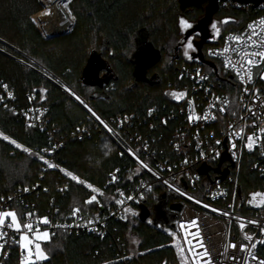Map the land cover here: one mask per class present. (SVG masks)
Instances as JSON below:
<instances>
[{"label": "trees", "instance_id": "1", "mask_svg": "<svg viewBox=\"0 0 264 264\" xmlns=\"http://www.w3.org/2000/svg\"><path fill=\"white\" fill-rule=\"evenodd\" d=\"M70 8L76 19L69 33L45 39L32 20V16L43 9L38 0H0V40L5 43L0 42V49L19 58H22L20 53L25 54L57 79L54 83L0 52V82L7 83L15 96L9 107L17 113L29 107H45L41 124L35 123L36 127L28 129L23 115L14 116L0 104V130L30 145L33 150L60 142L62 146L53 157L55 162L103 189L109 173L115 169H120L123 182H128L129 176L134 179L137 173L133 162L121 154L94 122L87 120L86 111L60 86L74 91L105 121L118 116L145 119L140 129L148 138L159 133L167 137L174 126L173 119L168 118L167 126L162 127L160 117L168 115L174 107L173 99L165 95L178 84L174 66L198 64L196 60H183L177 45L172 51L169 47L180 38L179 19L186 18L195 25L205 15V4L181 11L178 0H71ZM253 14L251 9L245 11L232 5H219L211 20L230 17L235 23L220 25V38L208 40L202 47L204 58L207 59L204 52L208 46L219 43L226 33L239 30ZM138 31H143L147 42L160 51L161 59L145 69L143 78L135 81L136 67L130 51ZM92 51L97 52L108 67L110 79L103 88L81 83L82 70ZM166 57L170 59L167 65L164 63ZM201 66L210 73L206 66ZM105 73L102 70L100 76ZM45 88L47 98L41 100L43 93L37 95L33 90ZM30 96L36 99L30 101ZM149 109L154 111L147 118ZM167 139L158 146L165 144ZM240 181L243 193L264 185L262 176L246 169ZM66 184L68 189L60 191ZM24 187L30 191L25 193ZM162 192L156 186L145 196L144 205L151 215ZM86 193L82 186L47 169L35 157L0 141V196H12L16 204L34 206L33 210L42 215L50 211L52 205L68 213L75 201L82 202L86 198ZM107 193H110L109 187ZM168 209L178 210L171 204ZM96 210L93 207L91 212ZM110 223L105 237L57 233L44 245L51 249L50 259L45 264H179L176 251L162 230L139 217ZM128 234L137 239L135 255L130 253ZM112 240L122 243L127 255L124 262L118 259ZM258 252L264 257V245L259 246ZM13 255L15 257L9 258L6 264H18L15 252Z\"/></svg>", "mask_w": 264, "mask_h": 264}, {"label": "built area", "instance_id": "2", "mask_svg": "<svg viewBox=\"0 0 264 264\" xmlns=\"http://www.w3.org/2000/svg\"><path fill=\"white\" fill-rule=\"evenodd\" d=\"M226 5H232L237 9H242L245 11L251 9L254 14L252 18L246 21V23L239 30L226 33L219 43L208 46L205 49L204 53L207 59H204L212 62L215 65L216 74L210 67L206 66L211 74L207 70H204L201 65H205L201 64L197 59H194L198 62L196 65L180 64L174 66L177 73L178 84L173 87V90H187L188 98L194 100L197 111L201 114L203 113L204 109L207 108L208 102L212 99V95L205 92L206 88H211L212 92L218 97H235L237 95L234 87L235 82H237L235 74L233 72H225L223 70V57L210 56L209 51L222 49L224 47L225 39L229 34L234 35L242 33L247 28L249 23L264 17V3H260L255 7H253L251 4H239L232 2L220 4V6ZM0 42L4 43L1 40ZM0 52L17 60L23 65L36 70L41 75L49 79L50 74L41 65L30 59L25 54L20 53L22 58H19L7 53L6 51H3L2 49H0ZM261 67L264 68V65H261ZM196 69H200L202 75H207L209 77L207 81L202 82L200 85H197L190 78L195 74ZM220 71H222L224 75L223 77L220 76ZM255 72L256 69H254V73ZM182 73L184 74V78L180 79ZM49 80L54 82L52 79ZM60 87L62 88V86ZM248 87L250 89H260L261 98H264V80H260L258 75H254L253 83L248 85ZM10 90L12 91V89ZM0 95L5 97L4 103L9 104L13 101L7 98V95L3 91L2 87H0ZM244 100L250 104L251 97L245 96ZM76 101L86 111L87 120L94 122L97 127H99L116 145L120 152L122 153L123 151L125 153L124 155L131 159L134 170L137 173L136 177L129 180L128 182H123L119 176V173H117L119 181L118 183L112 185H108V175L106 185L110 188V193L105 194L106 196L119 198L118 193L116 192L117 188H120L126 194H135L137 196L138 202L128 201L126 206L131 207L133 211L137 212L139 215V205L144 203L145 200V198L143 200H139V193L144 192V195L146 196L153 191L154 187H160L163 192L157 197L156 204L154 206L156 207V211H153V215H151V217H149L146 222L148 223V220H151L153 223L150 225L162 231L163 228L159 227V225L168 226L171 224L169 229L178 232L176 224L177 221H188L192 218L199 217L198 222L201 227L204 243L208 246L214 261H218V264H236L235 261H232L231 259H225L224 256L221 255V253L224 252V245L227 242L231 241L235 243H248L242 239V234L240 232L239 223L237 220L238 217L245 221H258V224L248 225L244 231L248 232L249 234H253L257 239L261 238L259 236V226L260 224H264V207H254L248 203V200L250 199V194L252 192L264 191V185L243 193L240 176L242 175L243 170L246 169L264 178V155L261 154L264 150L256 148L254 151L249 152L247 149H243L237 153L236 158H233L230 146L227 143L225 129L229 124L235 122L234 117L225 113L222 118H218L216 121H209L208 123L201 121L199 124L190 125L187 122L186 102L183 100L180 102L173 100V109L170 110L168 115L160 117V124L162 127L167 126V123H164L165 120L168 118L173 119L174 126L171 133L167 137H165V133H159L157 136H151L148 138L147 135L144 134L140 129L142 124L145 122V119H133L130 116H125L128 117V119L124 121L122 126L119 124V122L123 120L124 117L118 116L111 119L110 121H105L103 119L119 134L118 136H114L108 133L78 100ZM255 107L256 110H258V106ZM28 109L39 110L33 111L31 115H33V117L38 116L39 119L34 120V123L41 124V120L45 113V107L37 106L35 108L29 107ZM41 113L43 114L41 115ZM152 114L149 115L148 111L147 118L151 117ZM241 115L247 116L250 114L247 113V111H244L241 113ZM248 123H251V120H249ZM151 127L152 125L150 124L149 128ZM164 138H168L166 143L158 146L159 142L163 143ZM216 140L221 141V145L218 148L220 151V156L217 159H211L212 153L210 152V147L215 146ZM198 141L202 142L203 150L208 153L207 156L201 157L199 155L201 149L197 147ZM144 143H147L148 146L146 152L143 149ZM177 144H179V150H177L175 147ZM53 145H59V147L53 148ZM61 146L62 145L60 142H55L52 143L50 147H48L50 149V155L48 158L54 163L56 162L53 157L59 152ZM128 149H140V159L148 162L153 171H156L161 179L157 180L146 169H140L136 157L129 155ZM224 153H226L228 159L223 160L219 169L220 171L227 169L228 172L227 175L222 179L220 177V173H216L213 170L217 168L218 163L220 162V159ZM185 159L188 160L187 164L184 163ZM202 166H207L209 168L206 174L199 173V169ZM168 169H171V171ZM55 171L60 173L58 170ZM173 177H175V179H173ZM163 180H168L169 183L178 186L181 191L185 192L187 195L182 196L173 189L168 188L163 183ZM142 185H150L152 187V191L146 192ZM163 194L164 197H162ZM187 196H194L197 199L203 201L204 204L209 205V207L205 208L200 204L190 201L187 199ZM168 201L170 202L169 204L175 205L178 210H169ZM53 206L54 205H52L50 211L47 210L42 215H48L54 224L72 222L71 220H66V217L70 216L71 211L68 213H63L59 207ZM213 208L220 210V212H213ZM56 209L60 210L59 215L57 214ZM96 211L91 212V214L95 215ZM224 211L230 213V215H222L221 213ZM99 212L101 214L99 224L90 225L88 227L81 226L78 228H71L67 230V234L86 233L98 237H105V235H107L109 232V226L111 224L110 221L121 220V216L124 215H126V217L133 218L138 217V215L132 216L131 213H123L121 206L116 205L114 200L111 202L105 201V207L100 208ZM113 213H115V215H113ZM92 228H95L96 231H92ZM192 230L195 231V229ZM51 231L56 233H65L64 230H57L56 228H52ZM166 235L170 241V245H173L174 241L172 237H170L167 233ZM112 242L114 244L118 259L124 262L127 258V255L125 250L122 248V243H119L118 240H112ZM175 242L180 243L181 241L177 240ZM259 246L261 245H258L257 249L255 250L256 254L260 258H264L258 252ZM174 249L177 253V249L175 247ZM232 251L233 250H229V256L231 255ZM13 252H15L16 259L18 260L19 264L20 250L18 246L11 244L6 245L4 250L0 251V264H6V261L9 258H14L15 255H13ZM251 264H255V261H252Z\"/></svg>", "mask_w": 264, "mask_h": 264}, {"label": "snow or ice", "instance_id": "3", "mask_svg": "<svg viewBox=\"0 0 264 264\" xmlns=\"http://www.w3.org/2000/svg\"><path fill=\"white\" fill-rule=\"evenodd\" d=\"M71 0H63L62 7L66 9L67 16L75 20L76 17L70 8ZM49 10H45L41 15H50ZM37 21H33L36 23ZM229 23H235L230 17H226L221 21H213L210 23L213 39H219L221 36L220 25H227ZM179 28L181 33H185L188 30L194 28V25L186 18L181 17L179 19ZM188 35L178 43L183 48V57L187 61H193L195 58L192 55L198 51L194 41L196 36ZM114 55V53H109ZM210 56L223 57V70L225 72H233L237 78L234 87L237 95L235 97H218L211 88H206L205 92L212 95V99L208 102V106L204 109L203 113L197 111L196 105L193 99L188 98L187 90H173L165 93L166 96H170L173 100L180 102L185 101L187 104V122L190 125L199 124L201 121L208 123L209 121H216L218 118H222L225 113L235 118V122L228 125L225 129L227 137V143L230 146L233 158H236L237 153L243 149H247L249 152L254 151L256 148L264 150V98H261L260 89H250L248 85L253 83L254 75H258L260 80H264V17L254 20L247 25V28L239 34H229L225 39L224 47L222 49H216L215 51H209ZM254 69L256 72L254 73ZM184 78L182 73L180 79ZM197 85L207 81L209 77L202 75L200 69H196L195 74L190 77ZM52 79V77H49ZM0 87L6 93L9 100H14L15 96L13 91L10 90L7 83L0 82ZM64 90L69 92L76 98L87 111L103 126V128L110 134L118 136L116 130L109 126L87 103H85L74 91L64 86ZM40 95L41 100L47 98V89H41L39 91L33 90ZM250 96V104L245 102L244 97ZM5 97L0 95V104L12 113V115H23L26 121V128L30 129L36 127L34 120L39 117H33L31 113L33 111H39L38 109H28L23 113H17L14 109L10 108L7 103H4ZM36 96H30L29 100H35ZM258 106V110L256 107ZM154 109H149V115L152 114ZM247 111L250 115H241L242 112ZM43 113H41L42 115ZM128 117H124L119 122L122 126L124 121ZM251 120V123L248 121ZM167 123V120L164 121ZM0 141L7 142L15 150L27 154L29 157H35L42 162L47 169H55L62 173L69 181L75 182L76 185L82 186L87 190L86 198L81 201H75L70 212V216L66 217V220H71V223H53L52 219L48 215H40L37 211L32 210L34 206L21 207L16 204L12 196L5 198L0 196V251H3L6 245H16L20 250L19 264H45L50 259L51 249L46 248L44 245L51 242L52 238L57 235L56 232L51 231L52 228L57 230H64L67 233L68 229L78 228L81 226L88 227L100 223L99 209L105 207V201L111 202L114 200L116 205L121 206L123 213H131L132 216L138 215L133 211L131 207H127L128 201L138 202L135 194H126L120 188L116 189L119 198L108 197L105 195L107 185L105 188H100L93 185V183L82 179L78 174L64 167H61L59 163H54L48 158L50 155V149L48 147L33 150L30 145H26L19 142L9 134H6L3 130H0ZM221 145L220 140L215 141V146L210 147L212 153L211 159H217L220 156L218 150ZM59 145H53V148H58ZM147 143H144L143 149L147 151ZM179 150V144L175 146ZM197 147L201 149L199 155L205 157L208 155L203 150L202 142H197ZM140 149H128V154L135 156L139 163L140 169H146L151 173L153 177L160 180L161 177L156 171H153L149 163L143 161L139 157ZM122 155L125 154L123 151ZM264 155V151L261 153ZM184 163L187 164L188 160L185 159ZM139 170V169H138ZM171 171V169H168ZM120 169H115L109 173L108 185L118 183ZM132 179L131 176L128 177ZM175 179V177H173ZM198 179V178H197ZM163 183L170 189L178 192L182 196L187 194L181 189L169 183L168 180H163ZM146 192H151L152 187L150 185H142ZM68 185L66 184L60 191H66ZM30 189L24 187L23 191L27 192ZM47 191V189H45ZM103 198V200L101 199ZM145 198L144 192L139 193V200ZM187 199L197 204L208 208L209 205L204 204L203 201L197 199L194 196H187ZM11 203H7V202ZM248 203L254 207H264V191H255L250 194ZM95 207L97 209L96 214H91V209ZM213 212H220V210L213 208ZM57 214H60V210L56 209ZM222 215L228 216L230 213L224 211ZM115 215V213H113ZM121 219H126V215L121 216ZM239 223V229L242 234V239L248 243H235L227 242L224 245V252L221 253L225 259H231L236 264H251L255 261V264H264V258H260L256 254L258 245H264V224L259 226V236L261 238H255L253 234L245 232V228L251 224H258L256 220H243L237 218ZM199 217L192 218L188 221H177V231H173L169 228H164L163 225L159 227L163 228L170 237H172L174 243L173 247L177 249V257L179 264H218V261H214L209 248L204 243L201 227L199 224ZM149 224L153 222L148 220ZM192 229H195L193 231ZM96 231L95 228L91 229ZM102 235V233H101ZM181 241L176 243L175 241ZM229 250H233L229 256ZM166 264V262H165Z\"/></svg>", "mask_w": 264, "mask_h": 264}, {"label": "water", "instance_id": "4", "mask_svg": "<svg viewBox=\"0 0 264 264\" xmlns=\"http://www.w3.org/2000/svg\"><path fill=\"white\" fill-rule=\"evenodd\" d=\"M226 2L239 3V4H251L253 7H255L260 3H264V0H178V5L181 11H184L192 7L198 8L205 4L204 17L194 25L193 29L189 30L185 34V37L188 35H191L194 32H198V31H200L201 33H206L207 31L206 26L211 21L212 15L219 9V5L221 3H226ZM73 24H74V20H72V24L70 28L64 32H60V33L53 34V35L46 36V37L43 35L42 36L45 39H52L55 37L66 35L71 30ZM134 40L137 46L135 47V51L131 54V58L136 67L134 76H135V81H137L144 77V72L146 68L160 61L161 53L159 50L154 49L152 45H150L147 42L146 38H145L144 46H141L138 43L137 38H135ZM204 42H205L204 39H200L198 41L196 40L194 42L198 48L196 59L201 64H204L205 66L212 68L214 73L216 74L215 65L212 62L205 60L201 53V47ZM102 70H105L106 73L100 76V72ZM109 79L110 77L108 76V67L106 66V63L100 58V55L97 52L92 51L90 53V56L87 60L85 67L82 70V74H81L82 85L97 86V87L103 88L108 83ZM225 159H228V156L226 155V153L222 155L217 168L213 170L216 173H220L221 175L220 177L222 179L227 175V172H228L227 169H225L224 171H220L219 169L221 163ZM208 170L209 168L207 166H202L199 169V173L206 174ZM162 197H164V194L162 195ZM139 208H140V213L138 217L141 221L144 222L150 217L151 213L147 209V207L144 205V203H141L139 205ZM154 211H156V207H154Z\"/></svg>", "mask_w": 264, "mask_h": 264}, {"label": "bare ground", "instance_id": "5", "mask_svg": "<svg viewBox=\"0 0 264 264\" xmlns=\"http://www.w3.org/2000/svg\"><path fill=\"white\" fill-rule=\"evenodd\" d=\"M63 0H41L44 9L33 16L38 29L43 35L50 36L68 30L71 26V19L62 7ZM50 11V15H41L45 10Z\"/></svg>", "mask_w": 264, "mask_h": 264}, {"label": "rangeland", "instance_id": "6", "mask_svg": "<svg viewBox=\"0 0 264 264\" xmlns=\"http://www.w3.org/2000/svg\"><path fill=\"white\" fill-rule=\"evenodd\" d=\"M39 2L41 1V0H38ZM43 9H44V6H43ZM42 9V10H43ZM41 10V11H42ZM66 10V9H65ZM34 16V15H33ZM33 16H32V20L34 21V19H33ZM71 21H72V19H71ZM211 22H213L212 20L207 24V26H206V29H207V33H208V38H209V40H214L213 39V35H212V30H211V27H210V23ZM71 24H72V22H71ZM35 25H36V23H35ZM36 27H37V25H36ZM37 29H38V27H37ZM39 30V29H38ZM40 31V30H39ZM189 31V30H188ZM187 31V32H188ZM187 32H185V33H181V31H180V28H179V33H180V38H179V40H178V42L180 41V40H182V39H184V37H185V34L187 33ZM40 33L43 35V33L40 31ZM197 32H194V33H192L191 35H195ZM44 36V35H43ZM135 38H137V41H138V43L141 45V46H144V43H145V33L143 32V31H138L137 33H136V35H135ZM134 37H133V39H132V47H131V51H130V53H132V52H134L135 51V47L137 46V44H136V42H135V39ZM197 38H198V36H196V39H195V41L197 40ZM194 41V42H195ZM171 43L170 44V50L172 51V49H173V47L174 46H176L177 45V48L179 49V55L181 56V58L183 59V60H186L184 57H183V48L179 45V43ZM130 55V54H129ZM169 61H170V59L168 58V57H166L165 58V61H164V63L167 65V64H169ZM49 77H52L51 75L49 76ZM52 80H54L55 82L57 81V79L55 78V77H52ZM63 91H65L64 90V87L62 86V88H61ZM65 93L67 94V95H69L70 97H73L74 99H75V97L74 96H72L69 92H67V91H65ZM150 225V224H149ZM164 228H169L168 226H163ZM128 243H129V245H128V247H129V250H130V253H131V255H135L136 254V246H137V239H136V237L133 235V234H128ZM177 254V253H176ZM179 261V260H178Z\"/></svg>", "mask_w": 264, "mask_h": 264}, {"label": "flooded vegetation", "instance_id": "7", "mask_svg": "<svg viewBox=\"0 0 264 264\" xmlns=\"http://www.w3.org/2000/svg\"><path fill=\"white\" fill-rule=\"evenodd\" d=\"M197 33H199L198 35V38H197V41L200 40V39H204L205 42L203 43L202 47L205 45V43L209 40L208 38V33L206 31V33H201L200 31H198ZM135 38V37H134ZM201 47V53H202V50L203 48ZM203 54V53H202ZM194 56V58L196 59V55H197V52L196 53H193L192 54Z\"/></svg>", "mask_w": 264, "mask_h": 264}]
</instances>
